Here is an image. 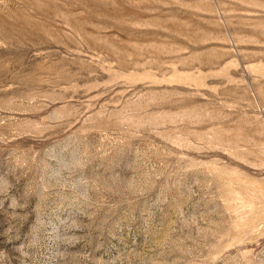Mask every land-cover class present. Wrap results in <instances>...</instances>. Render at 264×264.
<instances>
[{
    "label": "rangeland",
    "instance_id": "obj_1",
    "mask_svg": "<svg viewBox=\"0 0 264 264\" xmlns=\"http://www.w3.org/2000/svg\"><path fill=\"white\" fill-rule=\"evenodd\" d=\"M0 264H264V0H0Z\"/></svg>",
    "mask_w": 264,
    "mask_h": 264
}]
</instances>
